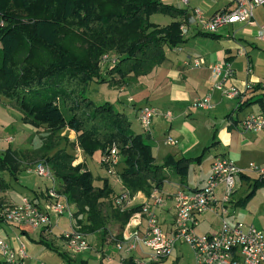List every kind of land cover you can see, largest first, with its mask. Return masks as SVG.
<instances>
[{"label":"trees","instance_id":"16d2710c","mask_svg":"<svg viewBox=\"0 0 264 264\" xmlns=\"http://www.w3.org/2000/svg\"><path fill=\"white\" fill-rule=\"evenodd\" d=\"M154 15L173 21L160 26L151 22ZM188 15L189 10L162 0H0V98L21 115L23 124L47 129L49 141L42 144V158L58 189L76 206L82 233L105 228L100 207L112 197L113 188L107 179L95 187L86 165L74 166L75 158L58 142L63 130L76 134L85 156L100 153L105 171L109 168L105 160L116 148L120 162L115 177L130 196L162 191L168 172L187 186L190 167L200 165L209 150L205 148L196 158L167 156L158 164L152 146L133 131L127 115L87 95L92 83H112L102 75L100 62L105 56L111 58L108 74L118 78L117 85L151 74L167 60L166 49L186 43L180 28L186 20L189 23ZM199 35L219 38L217 34ZM258 90L264 86L258 84L240 94L238 110L249 102V98L244 101L248 94ZM250 104H257L264 115L262 99ZM19 154L11 148L0 154V193L10 188L4 174L14 181L19 178ZM263 186L261 175L238 206L245 207ZM141 210L142 206L117 212V216L125 225ZM2 225L10 224L0 217ZM50 250L71 264L64 253ZM0 264L7 263L0 260Z\"/></svg>","mask_w":264,"mask_h":264},{"label":"crops","instance_id":"0c3cea01","mask_svg":"<svg viewBox=\"0 0 264 264\" xmlns=\"http://www.w3.org/2000/svg\"><path fill=\"white\" fill-rule=\"evenodd\" d=\"M162 1L180 9H187L189 14L193 13L194 9L200 8L208 18L218 12L232 9V5L227 0H189V6H183L180 0ZM191 2L192 6H190ZM168 24L157 25L166 26ZM190 25H194V22L189 24V28ZM261 26H264V7L255 10L254 25L229 26L233 31L232 36L229 35L228 41L217 47L201 48L195 40H191L194 35H186V43L176 49H166L167 60L148 76L117 85L115 82L118 78L109 75L106 69L107 72L103 76L111 80L113 85L92 83V92L93 101L97 104L110 103L117 111L127 115L133 131L146 138L152 146V153L158 164H162L167 156H173L175 159L196 158L205 148L209 147L202 163L190 167L187 186H181L178 178L168 172L167 181L159 194L169 197L180 189L194 191L203 188L210 176L213 161L217 157H227L245 171L243 177L239 176L237 180L238 188L229 204V221L238 220L245 226H254L264 232V186L256 191L255 196L245 207L238 206V203L249 194L251 183L261 177L259 172L249 168L250 164L264 168L263 137L260 134L244 132L241 128V121L246 117L261 113L257 104L250 103L259 99L264 101V90L249 93L244 100L249 98V102L242 104L240 110H238L240 102L237 99H226L219 92L212 93L213 107L210 111L192 107L196 100L210 93L213 85L210 67L215 65L230 66L233 70V78L228 82V86L235 87L241 93L246 91L247 84L264 86V57L259 53L253 58L245 47L254 48L264 44L257 38ZM236 33H240L242 39L237 40ZM242 51L244 53L240 54ZM197 59L204 61L201 67H194ZM249 65L252 67L250 73L248 72ZM0 107L7 109L0 117L2 123H6L3 126L5 132L0 136V154L8 148L18 152L26 147L29 139H32L33 144L39 142V130L23 124L21 115L8 106L7 100L0 98ZM144 107H152L158 111V115L153 119L150 133L144 131L138 119L140 110ZM167 112L172 114L171 119L165 118ZM11 117L14 119L13 124L7 122ZM10 130L11 132H8ZM71 133L74 136L71 138L76 140V134ZM11 138H14L12 145L9 144ZM169 139L176 141V144H170ZM96 155L99 157L98 163L102 172H98L97 175L90 167V158L83 153L79 155L77 162L87 165L94 180L107 179L113 188V195L124 192L125 189L119 178L109 176L101 165V154L96 153L91 158H95ZM197 172H203L204 177L200 178L199 175H195ZM28 174L21 173L14 186L4 176L10 185L8 191L0 193V196L6 200L5 202L16 203L23 198L30 197L37 204L42 205L46 196L43 198L41 195L47 193L50 182L42 178L37 180ZM154 192L151 196L142 192L134 195L131 197L128 209L151 202ZM220 194L221 190L218 197ZM112 197L102 202L107 206L108 211L107 215H103L107 222L105 229L83 233L88 241V248L81 253H74L76 254L74 256L67 249L63 239V236L76 229L73 219L77 208L74 204L71 206L72 218L68 215L52 217V226L49 229H35L29 225L24 227L2 225L0 233H4V236L0 238L14 245L17 244L18 239L26 243L29 259L24 264H66L57 253L50 249H57L64 253L71 264H129L130 261L134 264H176L181 261L182 253L178 251L176 254L174 251L169 258L161 262H152L147 250L136 246L133 241L135 233H142L145 230L146 219L141 220L140 216L132 214L128 222L123 225L119 217L112 213V207H114ZM154 210L163 231L171 235L174 231L175 218L173 202L169 199L162 207L154 208ZM138 221H140L139 225ZM221 222V212L218 208L207 210L198 217L195 233L200 236L214 234L220 229ZM192 258L191 264H195V255H192Z\"/></svg>","mask_w":264,"mask_h":264},{"label":"built area","instance_id":"2783aa9c","mask_svg":"<svg viewBox=\"0 0 264 264\" xmlns=\"http://www.w3.org/2000/svg\"><path fill=\"white\" fill-rule=\"evenodd\" d=\"M232 9L226 12H218L212 17H206L202 9L196 8L191 14L196 25L202 33L216 34L221 29L236 24L254 25V13L257 8L264 7V0H227ZM183 6H189V0H180ZM189 24L183 22L181 32L184 36L189 33ZM257 38L264 42V26L258 31ZM244 52H240L243 54ZM103 59L109 61L110 57ZM104 60V61H106ZM111 62V61H110ZM114 64V60H112ZM204 64L202 59L194 62V67H201ZM213 85L210 93L205 97L196 100L192 107L202 111H210L212 105V93L219 92L226 99H237L242 94L228 82L233 78V70L229 65H215L210 67ZM252 71L249 65L248 72ZM252 84L246 85L245 92L253 90ZM158 111L152 107H144L139 113V122L145 132L151 131L153 119ZM170 112L165 113V118L171 119ZM241 128L244 132L260 134L264 139V115L251 114L241 121ZM169 143L176 144V141L169 139ZM106 172L115 176V169L120 162L116 148L111 150ZM102 163V161H101ZM250 169L264 175V168L250 164ZM36 172L50 182L48 189L49 200L45 205H36L29 198L22 199L20 204L5 208L0 211V217L10 225H29L35 229H49L52 226V217L68 215L72 218V208L66 202L60 201L57 193L56 182L51 170L44 164L37 166ZM245 173L234 161L227 157H217L212 165L210 176L205 186L199 190L190 191L180 189L169 197H164L158 191L154 192L151 202L142 206L140 213L134 214L146 219V228L142 233H135L133 241L136 246H141L148 252L152 262L158 263L169 258L178 242L189 245L195 255V264H264V232L254 226H245L240 221H229V204L238 188V178ZM221 190L220 197L218 193ZM62 197V196H61ZM173 202L175 218L173 233L166 234L159 222L158 215L154 208L162 207L167 200ZM117 205H129L130 194L125 190L115 197ZM218 208L221 212L222 224L220 229L210 235H197L195 227L198 217L207 210ZM140 220V221H141ZM140 221H138L140 224ZM69 250L74 253H81L88 248V241L85 235L80 232H71L65 235ZM29 259L28 248L24 241L17 240L14 245L5 239L0 238V260L7 264H24Z\"/></svg>","mask_w":264,"mask_h":264},{"label":"rangeland","instance_id":"374dc122","mask_svg":"<svg viewBox=\"0 0 264 264\" xmlns=\"http://www.w3.org/2000/svg\"><path fill=\"white\" fill-rule=\"evenodd\" d=\"M177 1V0H176ZM181 3V2H180ZM190 6H192V2L190 4ZM151 22L153 23H156V24H168L171 22V18L169 17H164V16H161V15H154L151 17ZM232 27V26H231ZM231 27H225L223 29H221L217 34L220 36L219 38L217 39H213V38H210V37H206V36H203V35H199V33H202L199 28L196 26V25H190V28H189V34L188 36L190 35H194V38H192L191 40H195L199 46L201 48H204V49H211L212 47H217L219 44L221 45L222 43L228 41L227 40V37L229 35L232 36L233 34V31H232V28ZM237 35V40H240L242 39V35L240 33H236ZM236 40V41H237ZM244 45V44H243ZM245 46V45H244ZM246 47V51L254 58L255 55H258L259 53L262 54L261 56L264 57V44H262L260 47ZM103 60H106V59H102L101 62H100V67H101V71H102V75H105L107 70L110 68L109 65H110V61L109 59L106 60V62ZM109 67V68H108ZM107 69V70H106ZM107 84V83H106ZM109 84H112V83H109ZM113 85V84H112ZM93 85L91 84L89 89H88V93L87 95L89 96V98H91L92 100H94V94H93ZM4 99V98H3ZM6 100V99H5ZM6 108H1L0 107V117L6 112ZM7 122H10V123H14V119L13 117L11 118H8V121ZM6 123H2L1 119H0V136H2L1 133H4L5 132V129L3 126H5ZM33 127V126H32ZM35 128V127H34ZM37 129V128H36ZM39 132H38V143H34L33 144V141L32 139H29L28 142L26 143V147L23 148V149H20L18 152H20L19 154V162H20V172L18 173V177L21 175V173H24V174H28L30 177H34L35 179L39 180L40 178H42L37 172H36V169H37V166L41 165V164H44L46 165L48 168L49 166L46 164L45 160L42 158V153H41V147H42V144L44 143V141H49L48 140V132H47V129L46 128H39L38 129ZM13 131V130H12ZM7 132V131H6ZM8 132H11L8 131ZM72 133L68 130V129H65L62 131V133L59 134V144H60V148H66L68 150L69 153H71L73 155V157L75 158V162H74V166L79 164L77 161H78V157L81 153L84 154V152L81 150V148L78 146V143H77V138L76 140L74 138H71V137H74ZM13 137V136H12ZM9 144H14V138H11V141ZM39 144H41L39 146ZM37 146V147H36ZM99 157L98 155H96L95 158H90L89 159V164H90V167L92 168V171L95 175L98 174V172L102 173L101 172V169H100V166H99ZM124 166V164H121L120 167L117 168L118 171H120L122 169V167ZM87 167V165H86ZM50 169V168H49ZM88 169V167H87ZM107 173V172H106ZM108 174V173H107ZM109 175V174H108ZM195 175H199L200 178L204 177L203 175V172H197ZM4 176L6 178H8L10 180V184L14 186V184L16 183V181L14 180H11V178L9 177L8 174H4ZM110 176V175H109ZM117 176V175H116ZM111 177H115V176H111ZM96 178H99V177H96ZM95 178V179H96ZM44 179V178H42ZM104 179H96L94 180V186L99 188L102 186V181ZM56 189H57V193L58 195H60V201H64L66 199L65 195H64V192L62 191V189H58V184L56 182ZM43 198L45 197L44 202L42 203L41 206L45 205L46 202H53L54 199L51 198L49 200V196H48V191L46 194H42L41 195ZM62 196V197H61ZM118 196V194L116 195H113L112 199H113V202H114V207H112V213L113 215H117V214H124L126 213V210H130L128 209L129 207L125 206V205H117L116 204V200H115V197ZM133 197V196H131ZM24 199V198H23ZM31 201L33 203H35L36 205L40 206L39 204H37L35 202V200L33 198H30ZM6 200L3 199L1 196H0V211H3L5 208H8V207H12L13 205H16V204H20V202H11V203H8V202H5ZM66 202L68 203L69 206H72V204L66 200ZM40 208H43L41 207ZM101 215H107V206L104 204V203H101ZM125 211V212H124ZM119 212V213H117ZM77 213V212H76ZM76 213L74 214V226H76L75 230L72 231V232H80V230L82 229V227L80 226V222H78V218L75 217ZM85 219V218H83ZM104 219V223H107L106 222V219L103 217ZM52 221V219H51ZM139 225V224H138ZM14 226H17V227H24L23 225H14ZM105 229V228H104ZM102 229V230H104ZM101 230V229H100ZM71 233V232H70ZM0 236H4V233H0ZM63 239L65 240V242H67V238L66 236H63ZM23 241V240H22ZM67 246V249H69V246L68 244L66 245ZM177 254V252H181L182 253V259L181 261H179V263H176V264H191L193 258H192V255H194L191 247L189 245H187L186 243H183V242H178L176 244V247H175V250H174ZM72 256L76 255L74 254V252H72L71 254Z\"/></svg>","mask_w":264,"mask_h":264},{"label":"water","instance_id":"95a60500","mask_svg":"<svg viewBox=\"0 0 264 264\" xmlns=\"http://www.w3.org/2000/svg\"><path fill=\"white\" fill-rule=\"evenodd\" d=\"M187 17H188L189 23L192 24L194 22V17L191 14H189Z\"/></svg>","mask_w":264,"mask_h":264}]
</instances>
